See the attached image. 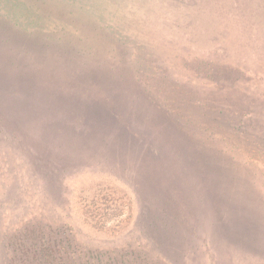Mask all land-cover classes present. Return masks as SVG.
Returning a JSON list of instances; mask_svg holds the SVG:
<instances>
[{"label":"rangeland","instance_id":"rangeland-1","mask_svg":"<svg viewBox=\"0 0 264 264\" xmlns=\"http://www.w3.org/2000/svg\"><path fill=\"white\" fill-rule=\"evenodd\" d=\"M0 107V264H264V0H0Z\"/></svg>","mask_w":264,"mask_h":264},{"label":"trees","instance_id":"trees-1","mask_svg":"<svg viewBox=\"0 0 264 264\" xmlns=\"http://www.w3.org/2000/svg\"><path fill=\"white\" fill-rule=\"evenodd\" d=\"M55 46H58V45H55ZM247 127H250V126H247ZM23 129L24 127L22 125L18 124L14 119H11L5 112H3V108L0 107V134H7L10 136L19 137L25 134ZM241 129L242 127H240L239 130Z\"/></svg>","mask_w":264,"mask_h":264}]
</instances>
